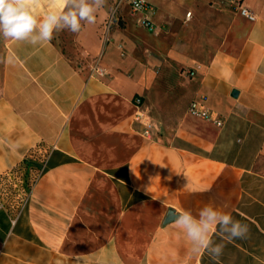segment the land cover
I'll return each instance as SVG.
<instances>
[{
  "label": "crops",
  "instance_id": "obj_1",
  "mask_svg": "<svg viewBox=\"0 0 264 264\" xmlns=\"http://www.w3.org/2000/svg\"><path fill=\"white\" fill-rule=\"evenodd\" d=\"M147 1L158 31L124 1L110 21L106 0L95 23L68 31L71 54L56 33L36 45L0 38V247L94 264H264V0ZM29 7L42 19L64 4ZM184 16L187 34H159ZM209 29L217 41L195 44ZM199 96L220 126L188 112ZM26 164L37 174L18 206L5 176ZM208 205L249 228L231 241L212 233L218 260L163 223L168 208Z\"/></svg>",
  "mask_w": 264,
  "mask_h": 264
},
{
  "label": "clouds",
  "instance_id": "obj_2",
  "mask_svg": "<svg viewBox=\"0 0 264 264\" xmlns=\"http://www.w3.org/2000/svg\"><path fill=\"white\" fill-rule=\"evenodd\" d=\"M35 2L37 0H0V38L36 45L51 41L54 33L62 30L78 33L82 23H95L96 11L106 4V0H63V10L49 12L40 19L29 7ZM173 213L174 226L186 235L195 256L207 253L212 259L218 260L224 245L212 239V233L216 231L229 241L244 239L249 233L247 224L212 205L203 207L196 215L187 210L179 213L174 210Z\"/></svg>",
  "mask_w": 264,
  "mask_h": 264
},
{
  "label": "rangeland",
  "instance_id": "obj_3",
  "mask_svg": "<svg viewBox=\"0 0 264 264\" xmlns=\"http://www.w3.org/2000/svg\"><path fill=\"white\" fill-rule=\"evenodd\" d=\"M116 13L114 15L113 20H116ZM204 19H206V15H202ZM213 16V15H212ZM191 19V18H190ZM190 19L186 18L185 16L179 22L169 26L167 24L161 25L160 35L172 37L175 35V32H182V34H187L185 31L186 23L190 21ZM213 19V18H212ZM212 19H210L212 21ZM219 19L215 16V20ZM185 25V26H183ZM187 30V29H186ZM184 31V33H183ZM212 30H205L201 35H196L192 40L198 46L202 45V41L204 37L212 38L214 42L217 41V35L210 36V32ZM55 39L57 40L58 44L60 45L62 51L64 53L71 54V47L73 46L72 35L68 30H62L56 32ZM184 41V40H183ZM199 41V42H198ZM198 42V43H196ZM179 68L187 69L189 66H179ZM182 79L186 80V76L181 77ZM37 171L29 165L20 166V168L14 172L6 175L8 177V182L6 183L5 192L8 193V196H12L13 200H20L25 199L26 193L30 187V183L33 182ZM4 192V193H5ZM14 251V252H13ZM24 253L22 256L21 253ZM28 255L29 258H25ZM27 260L30 262L28 263ZM32 261V262H31ZM0 264H94L90 262H85L80 259H75L72 257H65L59 255H53L48 251L40 250V249H28L24 248L23 246L11 242L10 244H6L4 247H0Z\"/></svg>",
  "mask_w": 264,
  "mask_h": 264
},
{
  "label": "built area",
  "instance_id": "obj_4",
  "mask_svg": "<svg viewBox=\"0 0 264 264\" xmlns=\"http://www.w3.org/2000/svg\"><path fill=\"white\" fill-rule=\"evenodd\" d=\"M121 1H124L127 4H129L132 11L140 12L142 14L140 23L145 29L152 32L158 31L160 29V26L155 25L151 20L152 15L154 14V7L147 0H116L114 8L112 9L110 14V18H109L110 21L113 20L117 7ZM237 10L239 14H241L242 16L246 17L249 20H254L256 18V15L246 6L238 5ZM186 15H187L186 17H189L190 12H187ZM187 72L191 73L190 70H188ZM204 100H205L204 96H199L191 100L188 105V112L199 118L212 121L214 124L220 126L222 124L221 119L217 116L216 113H214L213 111H211L209 108L206 107ZM144 125L145 127L143 129V134L148 136L150 133V126L148 122H146ZM23 202L24 199H20L16 204L20 206Z\"/></svg>",
  "mask_w": 264,
  "mask_h": 264
},
{
  "label": "water",
  "instance_id": "obj_5",
  "mask_svg": "<svg viewBox=\"0 0 264 264\" xmlns=\"http://www.w3.org/2000/svg\"><path fill=\"white\" fill-rule=\"evenodd\" d=\"M232 95H236V91L235 90L232 91ZM173 211L174 210L172 208H168V210L166 212V215L164 217L163 223H167V222L172 221V220L175 219V215H174Z\"/></svg>",
  "mask_w": 264,
  "mask_h": 264
},
{
  "label": "bare ground",
  "instance_id": "obj_6",
  "mask_svg": "<svg viewBox=\"0 0 264 264\" xmlns=\"http://www.w3.org/2000/svg\"><path fill=\"white\" fill-rule=\"evenodd\" d=\"M187 16V15H186Z\"/></svg>",
  "mask_w": 264,
  "mask_h": 264
}]
</instances>
